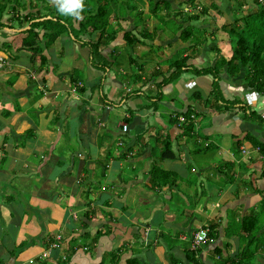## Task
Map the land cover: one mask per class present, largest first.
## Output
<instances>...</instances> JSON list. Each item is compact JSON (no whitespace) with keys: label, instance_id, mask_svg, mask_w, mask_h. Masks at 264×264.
<instances>
[{"label":"crops","instance_id":"1","mask_svg":"<svg viewBox=\"0 0 264 264\" xmlns=\"http://www.w3.org/2000/svg\"><path fill=\"white\" fill-rule=\"evenodd\" d=\"M157 1L168 5L151 10ZM251 1L201 0L204 4L200 7L196 0H112L108 23L116 32L115 37L108 41L103 39L104 45L99 48L104 58L100 62L107 60V67L92 65L88 47L80 44V41L95 39L97 32H79L74 38L68 28L43 50L46 55L52 53L55 45V54L58 51L60 55L65 53L66 59L72 62V69L65 67L58 74L46 66L38 68L28 62L26 53L19 46L23 36L21 29L0 28V232L1 229L13 232V241L8 245L16 248L20 241H27V245L14 257L0 258V264H41L40 253L48 246H44L48 243L45 238L56 235H60L59 246L52 250L46 259L48 263L44 264H57L61 262L62 255H66L65 264H124L132 256L138 264H223L228 257L234 258L237 248L248 237L246 234L226 236L227 225L233 217L236 220L251 209L257 211L259 202L262 198L264 200V153L245 137L251 135L264 143V126L244 117L238 108L240 101H234L236 107L232 105L225 111L207 108L204 100L208 96L212 76L195 75L192 67L210 66L218 55H230L229 43L225 40L227 34L220 28L222 24L217 26V30L213 28L215 15L209 10H217L218 15L228 12L232 20L230 10L237 5L248 9ZM18 2L21 13L39 10L40 14H46L38 19L54 16L53 0H45V4L38 0ZM32 3L36 5L32 7ZM182 3L183 9H170ZM11 4L13 2L7 6ZM88 7L86 3L85 9ZM94 7L92 2L88 11H93ZM202 8L206 9L203 17L186 19L185 12L198 15ZM138 10L140 14L136 13ZM8 16L10 13L7 12L2 16L6 24ZM141 18L153 38H139L141 43L125 45L123 32L137 34L136 30L142 26L139 23ZM171 18L178 28L172 33L175 39L164 33L159 40L156 36L162 32L157 31L159 25L164 27ZM80 20L71 17L74 27ZM189 25L197 28L198 31L193 33L197 40L209 37L214 43L209 47L202 45V48L191 49V39L183 41L179 37L180 31ZM12 32L18 35L14 36ZM153 46L162 47V50ZM6 47H9V52ZM171 47L180 57L187 58V65L168 79L169 89L166 90L165 80L163 83L160 81L163 78L161 74L166 73L169 67L159 64L157 58L169 54ZM212 47H216L218 52ZM208 50L216 55L212 60L206 55ZM134 59L138 61V78L133 73L127 74L123 67ZM111 68L115 74L110 72L107 88H110L112 96L103 95L101 87H97L99 92H94L92 88L100 86L102 78L98 83H92L97 73L89 70L103 71L104 74ZM76 69L80 74L84 73L82 79L70 72ZM219 76L222 92L230 96L244 99L253 91L245 85L242 74L232 77L220 72ZM72 77L77 80L72 81ZM66 81L72 86L67 84L69 88H66ZM79 86L83 89L78 91ZM65 89L77 95L67 96L61 101L60 91ZM100 97L104 98L103 101ZM109 101L124 105L116 113L117 120L109 119L110 112L115 110ZM247 107L255 109L259 115L260 109L249 103ZM186 108L192 110L193 127L189 134L183 132L177 120L174 122L176 117H183L180 112ZM89 118L91 125L88 124ZM120 123L127 125L123 132ZM73 124H76L74 137L79 150L71 149L67 162H60L52 149L61 135L69 134L71 137ZM214 135L220 138L211 140ZM202 136L205 137L203 147L197 148L195 145ZM164 143L173 152V158L159 157ZM206 154L211 158V164L205 161ZM52 161L56 162L57 168L48 170ZM152 165L171 173L166 176L167 184L158 186L151 181ZM123 167L126 173L122 177ZM189 169L195 174L192 182L181 178L189 176ZM32 175H37V180L29 188V197L36 198L41 194L46 200L39 201L29 214L20 211V218L12 217L14 210L9 209L2 198L9 197L8 191H17L14 178L20 180ZM215 177L221 180L217 188L211 183ZM172 178L174 181L178 178L182 190H177L175 182L168 183ZM39 181L42 193L38 191ZM171 189L178 191L184 199L181 202L184 208L178 217L169 214L173 210L165 204V198L172 194ZM255 189L262 190L263 194L256 193ZM244 190L250 194H241ZM191 191L195 196L190 200ZM61 199H64L65 212L59 209ZM132 202L144 210L134 209L130 205ZM262 221L264 218L254 228L256 238L251 264H264ZM7 222L13 229L5 226ZM204 225H213L209 240L197 250H191L189 244L184 247L182 242L190 241L192 233ZM83 237L87 241H83ZM118 247L119 258L112 263L108 253ZM215 247L219 252L213 251ZM186 251H195L196 263L188 259Z\"/></svg>","mask_w":264,"mask_h":264},{"label":"trees","instance_id":"2","mask_svg":"<svg viewBox=\"0 0 264 264\" xmlns=\"http://www.w3.org/2000/svg\"><path fill=\"white\" fill-rule=\"evenodd\" d=\"M44 2L45 0H38ZM103 1L104 3H101ZM191 1V0H189ZM13 2V4L8 5L7 3ZM92 2L95 3V7L93 11H88L86 8V13L84 14L85 4L88 3L89 7ZM110 2L112 0H94L84 3V10L81 12L83 15V19L78 22L77 27L73 30H70L73 37L76 38L79 32L91 34L94 31L97 32L98 36L93 40L80 41V44H84L89 49L90 55V63L94 66H105L107 67V60L104 62H100L104 58H102L100 54L99 48L104 45L103 39L112 40L115 37V31L111 30L108 23V15L111 12ZM46 3V2H45ZM18 0H0V28L7 27L9 29L15 28L13 23L15 22L16 27L21 29V33L23 36L20 39V49L26 53V57L28 62L34 63L38 68L46 66L47 63V55L43 52V50L47 49L52 42L63 32H67V29L71 28L67 20L60 16L61 12L59 11L56 4L53 6V17L38 19L45 14H40L39 10L33 12L21 13ZM32 7L35 6L33 3ZM158 5H168L167 2L157 1L151 7V10H154ZM252 11L249 13H245L243 15H239L238 11L240 10L239 5L236 6L234 15L232 20L226 24H222L220 28L227 34L228 43L230 47V55L228 57H224L218 55L214 60L213 65L206 67H192L194 68V74H210L212 76V80L210 83V89L208 92V96L204 100V105L207 108L214 109L216 111H225L228 109V103L224 102L221 98V92L217 85L219 79L220 72H223L227 76H237L238 74H242V79L245 82V85L259 93L262 98H264V1L260 0H252L248 5ZM10 13L11 15L7 17L6 22L2 21V16L4 13ZM140 14V10L136 12ZM200 14H205L206 9L202 8L199 10ZM70 15V14H69ZM69 15L63 14L65 18H69ZM198 15H189L186 16V19H195ZM139 23L142 26L138 30H136L137 34H132L130 31L123 32V40L125 41V45L131 46L134 43H139V38H144L151 40L152 35L147 31L144 27V20L139 19ZM138 23V24H139ZM27 26V28H24ZM137 26V25H136ZM137 28V27H135ZM198 30L194 26H185L179 33V37L181 40L185 41L187 39H191V42L195 40L194 32L196 33ZM74 32V33H73ZM105 34V35H104ZM203 41L202 39H200ZM196 40L193 44L197 43ZM141 43V42H140ZM215 51L218 52L216 47H212ZM6 51L9 52V47H6ZM9 55L12 57V53ZM101 59V60H100ZM186 59L184 57H179L171 61L170 68L173 67L172 72L167 76L171 77L174 73L180 72L182 67H186ZM100 62V63H99ZM133 75L138 78L137 72H133ZM72 81H76L77 79L71 78ZM164 78H161L160 83H163ZM83 86L78 87V91L82 90ZM103 97H100V100L103 101ZM234 103V101H232ZM238 102V101H237ZM230 106V105H229ZM239 109L244 113V117L250 120L256 121L259 125L264 126L263 120L257 114L255 109L247 107L245 104H241ZM247 110V112H246ZM190 108H186L183 112H180L183 116L184 120L179 122L178 118L174 119V122H179L177 125L183 129L185 134H189L191 131L193 124L192 118L190 117L191 113ZM252 143V146L257 148L261 153H264V143L255 139L251 135H246ZM109 151V150H108ZM159 157L163 159H171L174 157L173 152L169 149L167 143H164L162 149L159 151ZM151 172V181L156 183L158 186H163L167 184V175H171L168 171L160 169L156 165H152L150 167ZM264 174V171H262ZM230 176V175H229ZM174 178L169 181V184L174 183ZM264 190V189H263ZM256 193L263 194L262 190L255 189ZM264 201L263 198L259 202V209L255 211L251 209L249 213L244 214L240 218H232L229 224L225 229V235H247V240L244 241V244L239 246L234 254V258L228 257L223 264H251L252 254L254 253V240L256 235L253 233L254 228L258 226V222L260 221V214L264 215ZM262 212L258 213V211ZM264 222V221H262ZM18 224V222L16 223ZM208 227V236H211L213 225H207ZM98 234V233H97ZM47 244L49 245L53 238H45ZM27 245V241L22 240L18 243L16 250L23 248ZM118 249H115L108 253L109 260L114 263L119 258ZM197 250V249H196ZM213 251L219 252V249L215 247ZM195 252V251H194ZM193 251H186V256L193 263H196L197 258L195 257ZM66 256V255H65ZM64 256V258H66ZM63 258V259H64ZM60 259L57 264H65L67 259ZM41 264H44L41 262ZM124 264H138L135 257L132 256L127 258Z\"/></svg>","mask_w":264,"mask_h":264},{"label":"rangeland","instance_id":"3","mask_svg":"<svg viewBox=\"0 0 264 264\" xmlns=\"http://www.w3.org/2000/svg\"><path fill=\"white\" fill-rule=\"evenodd\" d=\"M201 0H196V4H199L200 5V7H202L201 5H203V4H201V2H200ZM83 2L85 3V2H88V0H83ZM124 2H126V0H124ZM101 3H104L103 1H101ZM153 3V2H152ZM44 4H45V2H44ZM53 5H55V4H53ZM206 5V4H205ZM158 6H163V5H158ZM170 6H172V5H170ZM39 7V6H38ZM41 8V7H40ZM54 8H58V7H54ZM173 8H176V9H183L184 8V3H182V4H180V5H175V6H173V7H171L170 9L172 10ZM88 9H90V7H88ZM84 10V9H83ZM225 10V9H224ZM231 14H232V16L234 15V12L236 11L235 10V7L234 8H232L231 10ZM252 10L251 9H246V8H244V7H241L240 8V10L238 11V13H239V15H243V14H245V13H249V12H251ZM84 12V14L86 13V9L83 11ZM209 13L210 14H212L213 15V13H214V25H213V28L215 29V30H217L218 29V27L217 26H219V25H221V24H226V23H228V22H230L231 21V17H230V15L228 16V12H227V14H225V12L223 13V14H221V15H218V11L216 10H214L213 8H211L210 10H209ZM120 14H122V12H120ZM11 15V14H10ZM185 15L188 17L189 15H191L190 14V12H185ZM60 16L62 17V18H64V19H66L67 20V23H69V25H70V30H73L74 31V26H73V24H72V22H71V17H72V15H69L68 17L69 18H65L64 16H63V14H60ZM185 16V17H186ZM198 16H202L203 17V14H200L199 12H198ZM168 22H166L165 24H164V27H161V25H159V28L157 29V31L159 30V31H162V32H159L158 33V35H156V36H158V38H159V40H162V36H164V33H166L167 35H169V37L170 38H172V39H175V37L173 36V34L172 33H174L178 28H176V24H175V22H174V19L173 18H171L170 20H167ZM153 23V20L152 21H150V24H152ZM13 25H14V27L15 28H13L14 30L15 29H18L19 30V28H17L16 27V24H15V22L13 23ZM212 29V28H211ZM15 31H17V30H15ZM75 32V31H74ZM73 32V33H74ZM12 34L14 35V36H17L18 35V33L17 32H12ZM74 39V38H73ZM213 38H209V37H207V39H205V40H203V41H201L200 39H198V44H195V45H192L197 39H196V37H195V40H193L192 41V43L190 44L191 46V49H196V48H202V45H206V47H209V46H211L213 43H214V41L212 40ZM71 40V39H70ZM225 40L226 41H228V38H225ZM175 42V41H174ZM173 42V43H174ZM204 42V43H203ZM206 43V44H205ZM15 44V43H14ZM175 44V43H174ZM200 46V47H199ZM54 48H53V50H52V53H49L48 52V54L47 55H49V58L47 57V63H46V67H48L50 70H52V72L54 73V74H58V72L59 71H63V69L65 68V67H67V68H69V69H72L73 67H72V62H70V59L68 58V59H66L67 58V55H65V53H62V55H60L61 53L58 51V54L56 55L55 54V51H56V48H55V45L53 46ZM153 48L154 49H159V50H162V47H159V46H153ZM220 48H222V46H220ZM171 52L169 53V54H167L165 57H163V58H160V57H158L157 58V62L159 63V64H165V65H167V67H169L168 68V71L166 72V73H162L161 74V77H163L164 78V80H165V84H166V90L167 89H169L168 88V84H167V82H169L168 81V79L169 78H171V77H168L167 75L169 74V73H171L172 72V68L173 67H171L170 68V62L171 61H173V60H175V59H178L179 57H180V54L178 53V52H174L175 51V48H173V47H171ZM51 51V50H50ZM161 54H163L162 52H161ZM206 55L208 56V58H210L211 60L213 59V57H215L216 55L214 54V52L213 51H211V50H208L207 52H206ZM60 57L62 58V60L60 59ZM81 59V58H80ZM215 59H216V57H215ZM127 61V60H126ZM70 62V63H69ZM138 63V61L136 60V59H134V62H132V63H127L126 62V66H123V67H125L126 68V70L125 71H127V74H131V73H133V72H136V64ZM203 64V63H202ZM204 67H206L205 65H204ZM90 72H95V74L97 73V75H101V74H103V71L102 72H96L95 70H89ZM89 71H85V73H90ZM193 71H194V68H193ZM71 73H73L74 72V74L75 75H77V77L78 78H80V79H82V77H84V73H82V74H80V72H79V69H76V71L75 70H71L70 71ZM113 73V74H115V72H114V69L113 68H111L110 69V71H107V72H104V74L102 75V76H97V75H94L93 76V78H92V80H91V82L92 83H98V81H99V78H102V81H100L101 82V84H100V86L99 85H95V87L94 88H92L93 89V91L94 92H99V88H97V87H101V92L103 93V95H105V96H109V97H111L112 95H111V93H110V88H107V85H108V81H109V78H108V76L109 75H111V73ZM118 75H120L119 73H118ZM74 76V75H73ZM128 76V75H127ZM193 76H195V75H193ZM123 77V76H122ZM85 80V82L87 81V79L85 78L84 79ZM104 80V81H103ZM180 80V79H179ZM178 80V81H179ZM67 84H68V81H66V84H65V87L66 88H69L68 86H72V84L70 83V84H68V86H67ZM217 85H218V87H219V89H220V92H221V98L223 99V100H221V101H223L222 103H224V102H226V103H228L229 105H228V108H230V107H232V105H234V107H236V105L235 104H237L236 102H232V101H240L239 103L240 104H246L247 105V103L245 102V100L243 99V98H241V97H234V96H230L229 95V93H226V92H222V89H221V86L219 85V82L217 83ZM66 90L67 89H65V91H60V99H61V101L63 100L64 101V98L65 97H67V96H69V98H71V95H77V93H71V91H70V93H68V92H66ZM171 90V89H170ZM120 92V91H119ZM122 92H124V91H122ZM98 95V94H97ZM60 101V102H61ZM109 105L112 107V109H115V110H113V111H111L110 113V116H109V119L110 120H117V117H118V114H116V113H118V111H119V109L122 107V108H124V105H121V103L120 104H118V102H114V101H109ZM114 105H116V106H114ZM238 107V106H237ZM150 110H151V108H150ZM112 120V121H113ZM89 121H90V123H89ZM89 121H88V124L89 125H91V118H89ZM76 126V124H73V126H72V128L71 129H73L72 130V135H71V137H69V134H67V136H65L64 134L63 135H61L60 137H59V139H58V141L56 142V144L54 145V148L52 149V152L55 154V156H58V160L60 161V162H67V156L70 154V150L71 149H74L73 151H75V152H77L78 150H79V146L78 145H76L75 143H76V138L74 137V127ZM68 133V132H67ZM220 138V136L219 135H214V136H212L211 137V140H213L214 138ZM205 137H203L202 136V139H200V142H198L197 141V143H196V147L197 148H202L203 147V139H204ZM23 139L25 140V141H27V139H26V137L24 136L23 137ZM29 141H31V140H29ZM199 152V151H198ZM74 153V152H73ZM200 155H202L201 153H200ZM207 156H209L208 154H206L205 155V161L206 162H208L209 164H211V158L210 157H207ZM196 159H198V160H200L199 158H198V156H196ZM201 161V160H200ZM204 161V160H203ZM74 162L75 163H77V159H75L74 158ZM215 164H217V161L215 162ZM54 168V169H56L57 168V165H56V162H54V161H52V165L51 166H49V168H48V170L50 169V168ZM124 169V171H122V174H121V176L123 177L124 176V174L126 173V170H125V167H123ZM191 169H189L187 172L189 173V176H185V177H181L183 180H186V182H192L194 179H195V174L193 173V172H191L190 171ZM129 171V170H128ZM131 172V171H130ZM215 174H216V172H215ZM191 175V176H190ZM36 176L37 175H32L30 178L29 177H27V178H22V179H20V180H17V179H13V182H14V184H15V186H18V189H17V191L16 192H11V191H8L7 192V195L9 196V197H4L3 195V202L4 203H7V205L8 206H10V208L9 209H12V211L14 210V212H15V214L13 215V213H12V217H16V216H18V218H20L19 217V215H20V211H22V212H28V214H29V212L31 211V209H34V208H36L37 206H38V202L39 201H41V200H46V198L43 196V195H41V194H38L39 196H35L36 198H30L29 197V195H28V193H29V188H30V186L31 185H35L36 184V182H34L35 180H37L36 179ZM192 179H191V178ZM226 177H228V176H226ZM216 179H214V182L212 181L211 183H212V185H214L215 186V188H217V186H219V184L221 183V180H220V177H215ZM228 178H230V176L228 177ZM52 183V182H51ZM37 185H39V189H38V191H40V193H42L43 192V188H41V183H40V181L39 182H37ZM175 185L178 187V189L177 190H182V187H181V185H180V183L178 182V178H177V180L175 181ZM45 192V191H44ZM171 192H172V194H169V197H167V198H165L166 200H165V204H167L168 206H169V208H170V210H173V211H170V212H168L169 214H174L176 217H178L181 213H180V211L184 208V205L181 203V202H183L184 201V199L179 195V192L178 191H176V190H174V189H171ZM4 193V192H3ZM241 194H243V193H245V194H243V195H246V193H248V194H250L249 192H246L245 190L244 191H242V192H240ZM2 194V193H1ZM11 196V197H10ZM194 191H191V197H190V200L192 199V198H194ZM28 198L30 199L29 200V202H28ZM131 200V199H130ZM183 200V201H182ZM246 201H247V199H246ZM61 202L62 203H60V210H63L64 212L66 211V207H65V205H64V199H61ZM128 202H129V199H128ZM249 202H250V200H248V204H249ZM219 203V202H218ZM229 204V203H228ZM131 206H134V209H137L138 211H141V210H144L143 208H141V207H139L138 205H137V203L135 204L134 202H132V204H130ZM219 206H221V204L220 205H217V207H219ZM25 209H26V211H25ZM17 211H19V212H17ZM10 212V211H9ZM8 215H9V217H10V214L9 213H7ZM26 214V213H25ZM9 217H6V219H8ZM181 217H183V216H181ZM261 218H264V215L263 216H261ZM8 221V220H7ZM6 227H8V228H10V229H13V227L7 222L6 223V225H5ZM15 226H17V225H15ZM166 230V229H165ZM12 233L13 232H10V230H6V232H4L2 229H1V232H0V248H2V251L3 252H1L0 253V258L2 259V258H4V259H6L7 258V256H9V257H14V255H15V253L17 252V250H16V248L14 247V245H8V244H10V242L11 241H13V235H12ZM83 241H87V238L85 237H83ZM91 240L89 239V242H90ZM173 243V242H172ZM183 243V246L184 247H188V244H189V241L187 242H182ZM244 244V243H243ZM43 252V251H42ZM40 254H42V253H40ZM46 259H48V256H42V257H40V259L39 260H42V262L43 263H48L47 261H46Z\"/></svg>","mask_w":264,"mask_h":264},{"label":"built area","instance_id":"4","mask_svg":"<svg viewBox=\"0 0 264 264\" xmlns=\"http://www.w3.org/2000/svg\"><path fill=\"white\" fill-rule=\"evenodd\" d=\"M45 93V92H43ZM259 94L256 91H250L248 94L245 95L244 100L249 103L250 105H252L253 107L255 106L256 109H260V111L258 112L260 117L264 120V99H260L259 98ZM258 101V102H257ZM257 102V104H255ZM178 121L181 122L184 120L183 117H177ZM120 127H121V131H125L126 130V123H120ZM208 233V227L207 226H201L200 228H198L196 231H194L192 233V236L190 238L189 241V248L191 250H195L196 248H198L201 244L205 243L206 241L209 240V237L207 235ZM59 241H60V235H56L53 238V241L43 250L42 254L40 255V257L42 256H49L52 252V250L57 249L59 246ZM64 256H61V259H63ZM29 262H31V260H29Z\"/></svg>","mask_w":264,"mask_h":264},{"label":"clouds","instance_id":"5","mask_svg":"<svg viewBox=\"0 0 264 264\" xmlns=\"http://www.w3.org/2000/svg\"><path fill=\"white\" fill-rule=\"evenodd\" d=\"M53 2L58 6L61 14H70L72 16H75V18L78 20L83 19L81 15V12L84 9L83 0H53Z\"/></svg>","mask_w":264,"mask_h":264}]
</instances>
